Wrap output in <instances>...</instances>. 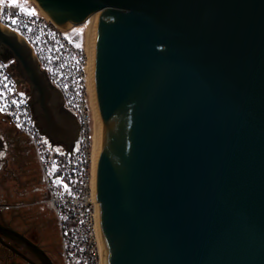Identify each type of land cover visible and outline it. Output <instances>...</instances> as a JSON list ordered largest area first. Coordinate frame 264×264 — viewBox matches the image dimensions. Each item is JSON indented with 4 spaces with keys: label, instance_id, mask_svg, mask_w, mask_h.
<instances>
[{
    "label": "water",
    "instance_id": "water-1",
    "mask_svg": "<svg viewBox=\"0 0 264 264\" xmlns=\"http://www.w3.org/2000/svg\"><path fill=\"white\" fill-rule=\"evenodd\" d=\"M33 1L65 29L98 12L103 263L264 264V0ZM0 58H14L41 132L72 152L76 115L1 23Z\"/></svg>",
    "mask_w": 264,
    "mask_h": 264
},
{
    "label": "built area",
    "instance_id": "built-area-1",
    "mask_svg": "<svg viewBox=\"0 0 264 264\" xmlns=\"http://www.w3.org/2000/svg\"><path fill=\"white\" fill-rule=\"evenodd\" d=\"M0 23L29 45L51 84L61 91L64 107L80 124V139L72 152L52 144L33 116L29 86L18 82L14 58H0V118L31 143L61 233L63 264H104L96 232L97 164L86 48L30 0H0Z\"/></svg>",
    "mask_w": 264,
    "mask_h": 264
},
{
    "label": "rangeland",
    "instance_id": "rangeland-1",
    "mask_svg": "<svg viewBox=\"0 0 264 264\" xmlns=\"http://www.w3.org/2000/svg\"><path fill=\"white\" fill-rule=\"evenodd\" d=\"M94 28L91 23L70 25L68 28L70 35L86 48L87 54ZM89 98L92 104L90 79ZM92 112L94 119L93 109ZM0 136L7 151L5 153L7 163L0 169L1 200L10 206L8 210L18 214L23 220V225L42 228L47 236L60 246L61 233L55 223L52 207L47 201L48 194L31 143L25 137L19 136L15 128L1 118Z\"/></svg>",
    "mask_w": 264,
    "mask_h": 264
},
{
    "label": "flooded vegetation",
    "instance_id": "flooded-vegetation-1",
    "mask_svg": "<svg viewBox=\"0 0 264 264\" xmlns=\"http://www.w3.org/2000/svg\"><path fill=\"white\" fill-rule=\"evenodd\" d=\"M6 152L0 136V169L7 163ZM1 198L0 195V264H63L61 246L42 228L23 225V220L8 210L10 206Z\"/></svg>",
    "mask_w": 264,
    "mask_h": 264
},
{
    "label": "bare ground",
    "instance_id": "bare-ground-1",
    "mask_svg": "<svg viewBox=\"0 0 264 264\" xmlns=\"http://www.w3.org/2000/svg\"><path fill=\"white\" fill-rule=\"evenodd\" d=\"M39 8V7H38ZM39 10L41 12H43L40 8ZM44 13V12H43ZM97 13H94L93 15H91L85 22L83 23H88V24H93L95 26L96 23V19H97ZM92 42V40H91ZM91 42H89L88 44V55H89V64H88V68H89V79H90V92H91V97H92V109L94 111V119H93V150H94V159L96 161L97 164V148H98V135H99V126H98V116H97V111L95 108V103H94V97H93V91H92V83H91V70H90V54H91Z\"/></svg>",
    "mask_w": 264,
    "mask_h": 264
},
{
    "label": "trees",
    "instance_id": "trees-1",
    "mask_svg": "<svg viewBox=\"0 0 264 264\" xmlns=\"http://www.w3.org/2000/svg\"><path fill=\"white\" fill-rule=\"evenodd\" d=\"M6 56H8V55H6ZM9 57H10V56H9ZM14 69H15L16 74L19 75V72H18V70H17V68H16V64H14ZM57 146H58L60 149H64V150H65V147H64L62 144H57Z\"/></svg>",
    "mask_w": 264,
    "mask_h": 264
},
{
    "label": "crops",
    "instance_id": "crops-1",
    "mask_svg": "<svg viewBox=\"0 0 264 264\" xmlns=\"http://www.w3.org/2000/svg\"><path fill=\"white\" fill-rule=\"evenodd\" d=\"M57 145V144H56ZM64 147H65V145L64 144H62ZM65 150H66V147H65Z\"/></svg>",
    "mask_w": 264,
    "mask_h": 264
},
{
    "label": "snow or ice",
    "instance_id": "snow-or-ice-1",
    "mask_svg": "<svg viewBox=\"0 0 264 264\" xmlns=\"http://www.w3.org/2000/svg\"><path fill=\"white\" fill-rule=\"evenodd\" d=\"M53 170H55V167L53 168ZM65 187H67V186H65Z\"/></svg>",
    "mask_w": 264,
    "mask_h": 264
}]
</instances>
